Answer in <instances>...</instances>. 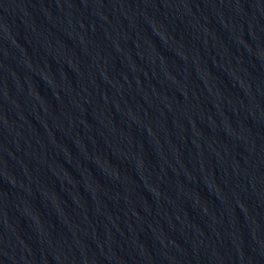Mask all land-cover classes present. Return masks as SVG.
I'll return each mask as SVG.
<instances>
[{"label": "water", "instance_id": "water-1", "mask_svg": "<svg viewBox=\"0 0 264 264\" xmlns=\"http://www.w3.org/2000/svg\"><path fill=\"white\" fill-rule=\"evenodd\" d=\"M0 264H264V0H0Z\"/></svg>", "mask_w": 264, "mask_h": 264}]
</instances>
